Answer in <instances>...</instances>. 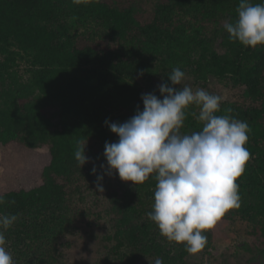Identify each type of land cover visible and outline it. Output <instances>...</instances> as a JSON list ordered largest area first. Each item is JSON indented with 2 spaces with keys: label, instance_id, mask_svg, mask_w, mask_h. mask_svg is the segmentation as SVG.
I'll use <instances>...</instances> for the list:
<instances>
[{
  "label": "trees",
  "instance_id": "16d2710c",
  "mask_svg": "<svg viewBox=\"0 0 264 264\" xmlns=\"http://www.w3.org/2000/svg\"><path fill=\"white\" fill-rule=\"evenodd\" d=\"M239 2L0 0V213L18 216L4 232L13 264H69L60 242L84 226L109 230L101 264H203L237 223L264 247V46L229 39L224 26L237 19ZM176 67L185 73L178 87L228 89L216 115L250 128V157L236 181L240 207L203 233L206 245L194 255L149 220L151 176L134 188L104 175L101 194L92 174L94 166L103 174L105 143L118 140L105 121L123 123L143 111L141 96L160 98ZM193 111L183 133L202 130ZM78 141L87 144L82 168Z\"/></svg>",
  "mask_w": 264,
  "mask_h": 264
},
{
  "label": "clouds",
  "instance_id": "9594fccd",
  "mask_svg": "<svg viewBox=\"0 0 264 264\" xmlns=\"http://www.w3.org/2000/svg\"><path fill=\"white\" fill-rule=\"evenodd\" d=\"M79 3V0H74ZM235 22L226 23L225 30L232 42L245 48L264 46V2L253 4L240 0ZM170 85L159 86L160 98L143 94V111L123 123L105 121L114 143H105L101 165L103 174L96 176V192L103 193L104 175L118 174L122 182L134 188L150 176L156 181L153 210L148 218L161 236L183 245L189 254L201 252L207 242L203 233L212 229L228 211L240 207L237 179L242 176L250 154L245 145L249 125L230 115H216L222 96L204 89L193 91L183 84L185 73L176 67L167 77ZM202 124V130L183 133L188 109ZM231 112V109H227ZM83 141L74 152L78 166L89 162ZM5 203L0 196V205ZM14 203V201L12 202ZM15 214L0 213V264H13L6 250L4 232L17 221ZM154 264H163L156 258Z\"/></svg>",
  "mask_w": 264,
  "mask_h": 264
},
{
  "label": "rangeland",
  "instance_id": "374dc122",
  "mask_svg": "<svg viewBox=\"0 0 264 264\" xmlns=\"http://www.w3.org/2000/svg\"><path fill=\"white\" fill-rule=\"evenodd\" d=\"M214 88L223 99L227 97L228 89L219 84H215ZM2 171L0 167V175ZM108 232L107 226L104 229L84 226L77 235H66L59 247L62 248L65 243L62 253L69 264H101ZM220 239L212 249V257L207 255L201 259L203 264H249L251 261L258 264L263 260L264 247L257 237L249 234L246 224L231 226L220 235Z\"/></svg>",
  "mask_w": 264,
  "mask_h": 264
}]
</instances>
